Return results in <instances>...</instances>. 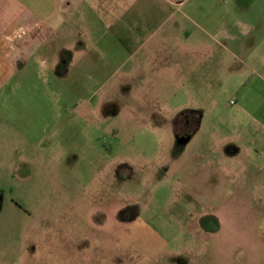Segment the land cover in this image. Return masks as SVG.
<instances>
[{"label": "rangeland", "instance_id": "1", "mask_svg": "<svg viewBox=\"0 0 264 264\" xmlns=\"http://www.w3.org/2000/svg\"><path fill=\"white\" fill-rule=\"evenodd\" d=\"M73 10L71 48L46 39L23 71L45 79L0 98V264H264V109L240 110L238 61L213 44L189 54L188 81L140 82L116 43L85 48L106 24L88 2Z\"/></svg>", "mask_w": 264, "mask_h": 264}, {"label": "crops", "instance_id": "2", "mask_svg": "<svg viewBox=\"0 0 264 264\" xmlns=\"http://www.w3.org/2000/svg\"><path fill=\"white\" fill-rule=\"evenodd\" d=\"M108 1L0 0V98L12 91L15 92V87L19 89L21 81L24 82L30 77L33 80L41 77L45 79L44 74L29 75L23 72L29 61V52L31 53L34 48L43 49L41 45L45 44L46 39L51 48L63 46L71 48V44L74 43L72 35L70 34L69 38L62 36L60 18L63 12H67L70 18L72 16L77 18L78 11L72 9L76 8L78 2L81 4L88 2L95 12L93 15H96V18H103L99 21L100 26L106 24V27H102L101 32L94 31L96 36L88 32V35L91 33L88 37L90 43L85 46L86 49H97L103 53L105 48H109L110 43L111 45L116 43L118 61L120 60L123 65L132 61L133 69L130 73H133L136 79L140 82H161L160 85L166 87L168 82L188 81L191 74L190 53L201 58L216 55L213 50V44H216L239 63L234 69L236 77L231 86L241 102L244 96L247 97L245 105L241 104L240 110L255 117L262 112L264 10L251 8L255 3L264 0H197L200 3L197 5L198 8L194 9L191 8L192 3L188 5L190 0H128V3L119 0L121 2L112 9L107 8ZM211 1L215 2L213 9H200V6L207 5L203 2ZM99 2L102 9L98 7ZM176 12L181 18L174 22L171 18ZM190 21L194 25L192 32L195 33L197 30V41L194 43L186 41L189 37V26L187 28L186 23ZM68 29V33L65 34L70 33L71 25ZM172 30L181 32L183 38L172 41L170 37ZM75 48H79L78 44ZM125 49H132V53H126ZM51 63L55 65L56 59H52ZM249 74L259 76L263 84L259 87L256 85L251 90H241L245 84L242 82ZM173 89L174 84L171 85V90ZM251 91L259 94L260 100L256 103L248 99L253 97L249 94ZM235 101L236 99L234 103Z\"/></svg>", "mask_w": 264, "mask_h": 264}, {"label": "trees", "instance_id": "3", "mask_svg": "<svg viewBox=\"0 0 264 264\" xmlns=\"http://www.w3.org/2000/svg\"><path fill=\"white\" fill-rule=\"evenodd\" d=\"M176 131H178L177 128H176ZM2 198H3V197H2V193H0V209H1L2 204H3V203H2V202H3V201H2Z\"/></svg>", "mask_w": 264, "mask_h": 264}, {"label": "built area", "instance_id": "4", "mask_svg": "<svg viewBox=\"0 0 264 264\" xmlns=\"http://www.w3.org/2000/svg\"><path fill=\"white\" fill-rule=\"evenodd\" d=\"M230 103H231V104L234 103V99H231V100H230Z\"/></svg>", "mask_w": 264, "mask_h": 264}, {"label": "flooded vegetation", "instance_id": "5", "mask_svg": "<svg viewBox=\"0 0 264 264\" xmlns=\"http://www.w3.org/2000/svg\"><path fill=\"white\" fill-rule=\"evenodd\" d=\"M181 122H182V121H180V125H181ZM179 131H180V130H179Z\"/></svg>", "mask_w": 264, "mask_h": 264}]
</instances>
